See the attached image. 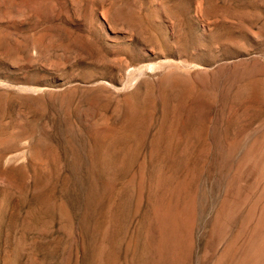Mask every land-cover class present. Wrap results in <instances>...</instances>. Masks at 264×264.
<instances>
[{"label":"rangeland","instance_id":"rangeland-1","mask_svg":"<svg viewBox=\"0 0 264 264\" xmlns=\"http://www.w3.org/2000/svg\"><path fill=\"white\" fill-rule=\"evenodd\" d=\"M0 264H264V0H0Z\"/></svg>","mask_w":264,"mask_h":264}]
</instances>
